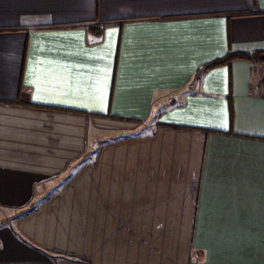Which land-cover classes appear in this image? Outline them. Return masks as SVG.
<instances>
[{"label":"crops","instance_id":"1","mask_svg":"<svg viewBox=\"0 0 264 264\" xmlns=\"http://www.w3.org/2000/svg\"><path fill=\"white\" fill-rule=\"evenodd\" d=\"M253 53L264 0H0V264H264Z\"/></svg>","mask_w":264,"mask_h":264},{"label":"trees","instance_id":"2","mask_svg":"<svg viewBox=\"0 0 264 264\" xmlns=\"http://www.w3.org/2000/svg\"><path fill=\"white\" fill-rule=\"evenodd\" d=\"M38 29H48V27H41V28H38ZM236 59V58H245V59H251L253 61H264V54L262 53H253V54H233V55H228L226 56L225 58L221 59V60H218V61H215L209 65H207V67H210V66H216V65H219V64H223L227 61H230L231 59ZM34 211L33 208H31L29 210V213Z\"/></svg>","mask_w":264,"mask_h":264},{"label":"rangeland","instance_id":"3","mask_svg":"<svg viewBox=\"0 0 264 264\" xmlns=\"http://www.w3.org/2000/svg\"><path fill=\"white\" fill-rule=\"evenodd\" d=\"M137 134H141L143 133V130H139L138 132H136ZM134 133L132 134H128V135H133ZM15 216V215H14ZM14 216H11V212L10 211H3L1 213V216H0V227L3 226V225H8V224H11L12 222V218Z\"/></svg>","mask_w":264,"mask_h":264}]
</instances>
